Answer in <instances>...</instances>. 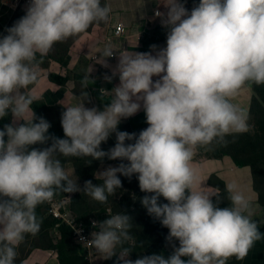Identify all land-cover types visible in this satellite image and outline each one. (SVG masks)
Listing matches in <instances>:
<instances>
[{"label": "clouds", "instance_id": "clouds-1", "mask_svg": "<svg viewBox=\"0 0 264 264\" xmlns=\"http://www.w3.org/2000/svg\"><path fill=\"white\" fill-rule=\"evenodd\" d=\"M160 4L167 11L154 14L167 30L166 47L121 50L112 74L104 76L109 83L118 76L119 84L99 90L111 95L110 102L102 110L66 105L65 138L49 134L45 118L34 122L31 105L38 97L20 90L36 80L37 54L106 21L110 8L101 0H28L25 14L0 37V119L11 114L0 129V264H14L26 234L39 230L36 208L57 191H83L103 204L122 187L118 174L137 175L147 193L141 204L169 229L166 240H178L179 246L173 243L167 258L153 253L133 261L132 250L123 246L131 239L129 215L92 221L96 231L81 241L105 259L115 256V264H226L231 257L244 259L261 239L258 223L246 214L248 199L228 183L231 206L218 207L219 194L203 188L190 162L195 148L247 131L246 115L231 98L247 83L264 84V0H200L190 12L182 0ZM113 55L105 48L96 63L108 68L105 58ZM141 108L148 127L138 135L119 131L121 120ZM113 133L115 145L101 149ZM49 141L47 147H32ZM59 157L120 163L96 175L102 184L87 180L81 188ZM161 196L167 203L159 202Z\"/></svg>", "mask_w": 264, "mask_h": 264}, {"label": "trees", "instance_id": "trees-1", "mask_svg": "<svg viewBox=\"0 0 264 264\" xmlns=\"http://www.w3.org/2000/svg\"><path fill=\"white\" fill-rule=\"evenodd\" d=\"M194 1L195 6L200 2V0ZM24 14L25 12L22 8L18 9L12 25ZM101 28L104 29V26ZM90 33L86 31L74 36L75 40L69 45H67V41L70 37L62 42L55 43L46 55L40 56L37 54L33 64L37 61H42L44 67L47 68L51 60H54L63 65H67L70 50L83 54L86 53L89 48L87 45L89 44L85 45V42L87 35ZM49 79L55 82L58 87L65 86L68 83L67 77H61L55 74H50ZM75 82L77 86L75 93H81L82 96L88 99V102H86L87 105H90V89L85 77L75 74ZM252 87L255 92V97L251 112L253 119L250 123L249 131L228 135L223 142L218 143L214 141L210 145L197 147V149L199 153L204 154L203 157L207 154L206 158L202 157L203 159H221L226 156H231L240 167L251 168L254 172V184L260 197V203L264 205V84L256 85L252 83ZM20 92L21 94H30L27 91V93H23L21 90ZM31 108L37 118L34 122H38L39 117L45 118L51 124L49 134L59 138H65L61 125V114L65 110V105H49L44 99L38 98L31 105ZM10 122L11 114L0 119V129L3 128L4 124ZM118 130L129 133L134 132L138 135L143 129L134 130L129 123L121 121L118 125ZM132 142L134 141H125L126 144ZM50 143L51 141L46 145L37 144L32 147L43 148L49 146ZM115 143L116 137L115 133H113L107 142H102L100 147L107 151ZM59 159H61L65 171H72L70 179L76 181L81 188H83L87 180H91L93 184H102L103 180L96 179V175L99 176V172L108 166H116L120 163L119 160H109L107 157L103 161L94 160L90 157H59ZM118 175L122 181V187L116 189L114 194L109 195L107 201L103 204L95 201L83 191L74 193L57 191L54 197L66 200L74 218L79 222H84L89 227V230H91V220L95 217V214L103 212L102 221L111 216V214L106 212V207H110L113 214L125 213L129 215L132 218L130 221L132 227L129 229L131 239L123 245L132 250L129 257L135 260L144 255H151L153 253L162 254V249L169 244L166 240L167 227L162 226L159 220L150 216L146 208L141 204V198L147 193L140 190L137 175L134 174L131 179L120 174ZM226 184H228V181L225 178L221 175H215L212 177L211 184L208 188V190L216 191L219 194L221 199L217 206L221 208L231 206L230 201L227 199ZM212 199L216 203V197ZM159 202L167 203L162 196ZM49 212L50 206L47 202L36 208L37 219L40 222L39 230L35 235L26 234L24 240L16 248L14 264H26V260L38 249L57 252L61 264H91L78 254L73 229L65 223L60 224V220L50 215ZM259 230L261 231V228ZM119 250L118 247L117 251ZM244 259L238 260L235 257H231L226 264H243ZM115 261L116 257L113 256L111 259H105L104 264H115Z\"/></svg>", "mask_w": 264, "mask_h": 264}, {"label": "crops", "instance_id": "crops-1", "mask_svg": "<svg viewBox=\"0 0 264 264\" xmlns=\"http://www.w3.org/2000/svg\"><path fill=\"white\" fill-rule=\"evenodd\" d=\"M110 8L107 27L102 29L99 25H95L94 30L87 35L85 45L89 46L85 54L74 52L68 53L67 65H63L57 61L51 60L50 65L45 68L42 61H37L32 65L36 73V80L27 87V92L44 99L49 105H78L84 103L85 107H96L102 110L105 103H109L111 95H100V89L111 90L119 84L118 76L114 77L111 83L104 79L105 74L111 75L112 69L118 63V54L121 50L134 52L152 51L151 45H157L158 48L166 47L167 30L161 26L160 17L154 12L160 10L166 12L167 9L160 4L161 0H105ZM185 7L191 11L192 3L190 0H182ZM10 1L1 0L0 4V37L6 35V29L14 22V16L19 8L10 7ZM25 12V10H24ZM123 20L129 27L128 36L125 38H112L110 31L113 28V22ZM104 30V32H102ZM99 32V33H97ZM102 34V35H101ZM105 48L113 49L115 57H106L108 68L93 60L94 53H100ZM98 53V54H99ZM97 54V55H98ZM155 54V52H153ZM68 70V71H67ZM76 71V72H75ZM50 74L61 77H67L68 83L65 86H59L49 79ZM71 74V76H70ZM84 76L90 89L91 104L87 105L88 99L81 93H75L77 88L74 75ZM157 77H153V80ZM24 92V93H27ZM255 92L252 83L243 86L238 94L231 98V102L237 105L246 115L247 131H249L251 123V112ZM122 122L129 123L134 130H141L148 127L146 117L141 108L135 115L122 119ZM191 167L195 170L202 186L208 190L212 177L221 175L228 183H233L235 190L242 193L249 201V209L247 215L258 223L261 228V239L254 243L249 250L243 264H264V205L260 203L259 194L254 184V172L251 168L240 167L231 156L221 159H203L199 157V151L194 149V155L190 162ZM69 178L72 171L68 173ZM96 231V230H95ZM169 232V229L167 230ZM178 243L173 240L167 248L162 249V254L167 258L173 249L172 244ZM78 254L84 257L91 264H104L105 258L103 254L98 253L95 248L88 249L82 244L76 242ZM134 261V259L131 257ZM26 264H61L59 255L53 250H35L26 260Z\"/></svg>", "mask_w": 264, "mask_h": 264}, {"label": "built area", "instance_id": "built-area-1", "mask_svg": "<svg viewBox=\"0 0 264 264\" xmlns=\"http://www.w3.org/2000/svg\"><path fill=\"white\" fill-rule=\"evenodd\" d=\"M8 1H10L9 5L11 7L16 6L15 8H19L20 6H23L24 10L28 3V0H8ZM157 11H160V10L159 9L156 10L155 13ZM117 24L113 26V29H111L110 36L112 38H118V37L123 38V37L128 36L129 28L124 23H120L118 25ZM112 57H114V55ZM97 58L98 56L96 55L93 59H97ZM47 203L50 206L49 214L55 217L56 219H59L60 224L65 223L73 229L74 236L78 244L80 243L83 246H86L88 249L94 248L90 244L84 245V243L80 239L81 236H83L86 240L91 239V233L94 231V228L92 227V225H91V230H89V227L84 222L77 221L72 215L67 202L64 200H61L57 197H53V199ZM106 212L108 214L114 215L110 207H107ZM102 218H103V213H97L95 214V217L91 220V222L92 221H102Z\"/></svg>", "mask_w": 264, "mask_h": 264}, {"label": "rangeland", "instance_id": "rangeland-1", "mask_svg": "<svg viewBox=\"0 0 264 264\" xmlns=\"http://www.w3.org/2000/svg\"><path fill=\"white\" fill-rule=\"evenodd\" d=\"M191 1V3H192V7H194L195 6V2L193 1V0H190ZM101 3H102V5H107L108 6V3H106V1L105 0H101ZM11 7V6H10ZM16 7V6H15ZM15 7H13V8H15ZM109 17V16H108ZM107 22H108V20H106V21H102V22H99V23H93L92 25H90V27H89V29L88 30H86V31H89V32H92L93 30H94V27H95V25H99L100 27H107ZM120 24V23H124L127 27H128V25L126 24V22H124L123 20H121V19H119V20H117L116 22H113V25H116V24ZM117 24V25H118ZM126 27V28H127ZM129 28V27H128ZM113 29V28H112ZM85 31V32H86ZM84 33V32H83ZM123 38H125V37H123ZM114 39V38H113ZM75 40V38H74V36H72V37H70V39L67 41V45H69L71 42H73ZM103 52V50H100V53L98 54V53H94L95 55L94 56H96L97 54V56H98V58L101 56V53ZM115 57V56H114ZM97 58V59H98ZM113 58V57H112ZM97 59H93L94 61H97ZM68 71V70H67ZM76 72V71H75ZM70 76H71V74H70ZM74 77H75V75H74ZM29 86H31V84L30 85H28V88H29ZM28 89L27 88H24V89H21V91L24 93V92H26ZM252 117H251V121H252ZM234 134H237V133H234ZM203 153H199V157H203ZM206 156H207V154L203 157V158H206ZM66 173H69L70 172V170H66L65 171ZM167 230H168V228H167ZM166 233L168 234V231H166ZM170 244V243H169ZM177 247L179 246V242L178 243H176L175 244ZM169 245H167L166 246V248L168 247ZM167 251H168V248H167ZM172 251H173V249L171 250V252L170 253H172ZM130 258V257H129Z\"/></svg>", "mask_w": 264, "mask_h": 264}]
</instances>
